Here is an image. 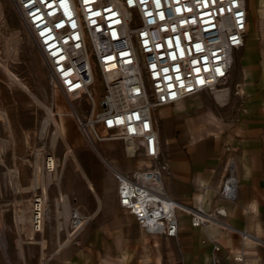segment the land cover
<instances>
[{
    "label": "crops",
    "instance_id": "crops-1",
    "mask_svg": "<svg viewBox=\"0 0 264 264\" xmlns=\"http://www.w3.org/2000/svg\"><path fill=\"white\" fill-rule=\"evenodd\" d=\"M247 3V35L244 47L235 54L227 99L205 93L154 111L162 153L160 161L152 165H168L165 192L185 207L177 213L179 235L167 238L140 232L135 218L119 206L118 181L108 167L130 175L149 164L139 168L113 157L111 151L123 150L122 142H112L113 146L98 143L99 157L112 181L103 184L83 154L87 150L83 134L68 109L60 106V94L49 84L42 56L7 0H0L4 31L14 38L7 45L0 41V48L10 50L0 65V158L10 166L13 162L20 182L19 187L5 185L1 190L0 186V194L11 193L9 205L3 197L4 207L7 205L2 212L6 249H0V264H215L216 260L218 264H264V0ZM5 67L26 88L19 86ZM49 111L75 151V163L80 167L68 163L61 171L60 187H49L45 231L39 235L45 246L21 244V257L17 242L29 236L36 193L28 190L32 180L16 163L27 160L29 152L42 141ZM64 121L72 125L71 133ZM231 164L239 176L236 202L220 195ZM23 194H27V217L22 224L18 211ZM198 207L207 212L224 208L225 228L217 221L193 227L189 210ZM73 209L89 217V222L76 243H65L66 224ZM237 256H242L243 262H235Z\"/></svg>",
    "mask_w": 264,
    "mask_h": 264
},
{
    "label": "built area",
    "instance_id": "built-area-1",
    "mask_svg": "<svg viewBox=\"0 0 264 264\" xmlns=\"http://www.w3.org/2000/svg\"><path fill=\"white\" fill-rule=\"evenodd\" d=\"M10 1L87 144L98 152V143L122 142L130 157L150 163L130 175L108 165L121 209L142 234L176 238L177 213L185 207L165 192L168 165H152L162 153L154 111L205 93L227 99L235 54L247 35V0ZM58 164L46 154L43 171L59 180ZM224 185L221 197L236 202L234 164ZM46 208L47 193L39 187L31 203L35 235L45 231ZM189 213L193 227L211 221L226 226L224 208ZM88 222L70 211L65 243H76Z\"/></svg>",
    "mask_w": 264,
    "mask_h": 264
},
{
    "label": "rangeland",
    "instance_id": "rangeland-1",
    "mask_svg": "<svg viewBox=\"0 0 264 264\" xmlns=\"http://www.w3.org/2000/svg\"><path fill=\"white\" fill-rule=\"evenodd\" d=\"M7 2L9 3V6L10 8L12 9V12L18 17V19L20 20V22L22 23V20L20 18V16L18 15V13L16 12L17 9L14 8L13 4L11 3L10 0H7ZM2 16V17H1ZM23 24V23H22ZM24 25V24H23ZM4 26H6V22H5V18L3 16V12L2 10L0 9V41H5L4 45H7L8 42H11L12 40H14L13 36H12V33H10L9 31H4ZM30 37V35H29ZM1 46V44H0ZM10 50L8 49H2L0 48V65H4V62L2 61V58L4 57V55L9 52ZM210 95V94H209ZM212 96V95H210ZM215 98V96H212ZM59 100H60V106L61 107H66L68 109V103L65 102V100L61 97V95H59ZM164 108L166 107H163L161 109L164 110ZM69 112V111H68ZM45 118L47 119V115L45 116ZM54 125H52L49 129V136L47 137V139L45 141H41L39 142V144L33 148L31 150V152H29L28 156H27V160H25L24 162H18L16 163L18 166L21 165L22 168H24L26 170V172L29 174L30 176V179L32 180L31 183L34 184L35 182V179H37L35 177V173L38 172H41V175L45 178H47L49 175H47L43 170H44V157L46 154H51L53 156H55V158L57 159L58 161V173H60V171L64 170L65 166L63 167V161H64V157L67 155L69 149L67 147H70L67 142H64L62 140H60L58 142V145H57V149H54L51 147V139L53 141V137H54V134L56 132V126H55V123H57L54 119V121L52 122ZM64 126L65 128L67 129V132L68 133H71L72 131V125L67 122V121H64ZM53 129V130H52ZM86 142V141H85ZM119 145H122L123 146V150L120 151V150H116V151H111V155L117 159H121V160H124L125 162H129L130 164H132V166L134 165L135 167H139V168H142L144 167L145 163L146 164H150L149 162L145 161L140 155H135V157H130L128 155V151L126 150V147L124 144L122 143H119ZM107 146H113L112 143H109L107 144ZM2 145L0 146V152L2 151ZM9 147V146H8ZM7 147V148H8ZM71 149V148H70ZM86 149L87 150H83V154L86 158L89 159V162H91L94 166V170L97 171L102 180H103V184L104 185H110L112 181H110L109 179V175H108V171L109 169L104 165L103 161L101 160V158L99 157V152L101 153V151L99 150V152L95 151L89 144H87L86 142ZM73 151V149H72ZM66 153V154H65ZM75 157H76V154H75V151H73ZM102 154V153H101ZM77 159V158H76ZM0 186H1V190H4V186H10L11 183L9 181V174H10V171H16L18 173V168L14 166L13 162H11L13 166H10V165H7L5 162H3V160L0 158ZM74 164L75 167L76 166V163H75V159L73 157H69L68 161H67V164ZM141 164V165H140ZM146 167V166H145ZM52 178V181H53V184H50V186L54 185V186H57V182L56 180H58L57 177H55L54 175L53 176H49ZM16 182L17 183H20L19 182V179L17 178L16 179ZM33 184L31 185V187L33 186ZM20 185V184H19ZM16 186V184H14V187ZM46 189V193L49 189V187ZM31 187L28 189V190H31ZM19 191L21 192V194L23 193V189L22 188H18ZM33 192L36 193V189L35 191L32 189ZM2 195V197H0V206L2 207V209H0V228L1 230L4 232V220H3V208H6L7 205H9V200H10V197H11V193H2L0 194V196ZM6 197V200L3 198V197ZM30 196V195H28ZM23 200L19 202V217H18V221L19 223H24L22 222L20 219L21 218H25L27 217V215L25 216L24 213L26 212V207L24 208V199L26 200L27 198V194H23L22 196ZM4 200L6 201L7 205L4 207ZM26 205V204H25ZM30 212H31V209H30ZM22 224H19V229L20 231L23 229L22 228ZM30 233H29V236H27V239H19V241L17 242V249L19 251V245L22 244L24 246V243H27V244H44L45 246V241L44 239L41 238V236L39 235H35L33 233V230H32V226H31V217H30V230H28ZM1 237H0V249L2 250V252H4L3 250V246H2V241H1ZM67 239V236H65V240Z\"/></svg>",
    "mask_w": 264,
    "mask_h": 264
},
{
    "label": "bare ground",
    "instance_id": "bare-ground-1",
    "mask_svg": "<svg viewBox=\"0 0 264 264\" xmlns=\"http://www.w3.org/2000/svg\"><path fill=\"white\" fill-rule=\"evenodd\" d=\"M2 17V16H1ZM5 70H7L6 72H8V74H10L12 77H13V79L17 82V84L19 85V86H21V87H23V88H26V86H24V84L21 82V81H19L18 80V78L14 75V74H12L11 72H10V70H8L6 67H5ZM27 90V89H26ZM47 111H48V109H47ZM4 118V117H3ZM54 120H53V115H52V113H51V111H49L48 112V114H47V119L45 120V124H44V127H43V137H45V139H47V137H48V134H49V129H50V127L53 125L52 124V122H53ZM5 125H6V123H5ZM8 126V125H7ZM55 126H56V132H55V134H54V137H53V141H52V139H51V142H50V144H51V147L52 148H54V149H57L56 147H57V145H58V142L60 141V140H62V141H64V142H66V140H65V137H64V135H63V132H62V129H61V127L57 124V123H55ZM68 149H69V151H68V153H67V155L64 157V161H63V167L64 166H66L67 165V161H68V159H69V157H73L74 159H75V161L77 162V160H76V157H75V155H74V153H73V151H72V149H70V147H67ZM1 162V161H0ZM77 167H80L78 164H77ZM83 172V171H82ZM36 175H35V177L37 178V179H35V182H34V184H33V186L31 187V190L33 189L34 191H35V189H37V188H42V190L44 189V191L46 192V189L48 188V186H50V184H53V181H52V178L51 177H47V178H45L44 177V175L42 176L41 175V172H39V170H38V172L37 173H35ZM84 174V173H83ZM9 181H10V183H11V186H14V184H16V187H19V183H17L16 182V179L18 178V173L16 172V171H10V174H9ZM56 182H57V186L58 187H60V184H61V179H59V180H56ZM90 185V184H89ZM89 187V186H88ZM22 188V187H21ZM91 188H92V186H91ZM93 191V190H92ZM67 202V201H66ZM65 203V202H64ZM65 205V204H64ZM63 205V206H64ZM67 206V205H66ZM70 211V210H69ZM62 212H64V211H62ZM65 214H68V213H66L65 212ZM66 216V215H65ZM22 222H24V221H26V218H21L20 219ZM59 220V219H58ZM66 220H67V218H66ZM58 224V223H57ZM67 225V224H66ZM68 226V225H67ZM58 229V228H57ZM62 229V228H61ZM60 231V230H59ZM0 237L2 238L1 239V241H2V246H3V249H6V241H5V236H4V232L1 230V228H0ZM44 243V242H43ZM43 246H44V244H43ZM19 251H20V256L21 257H23V250H22V247H21V244L19 245Z\"/></svg>",
    "mask_w": 264,
    "mask_h": 264
}]
</instances>
